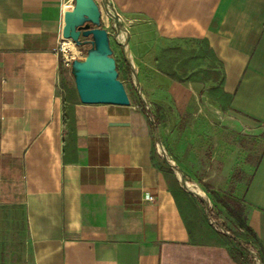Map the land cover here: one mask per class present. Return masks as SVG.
<instances>
[{
    "label": "crops",
    "instance_id": "obj_1",
    "mask_svg": "<svg viewBox=\"0 0 264 264\" xmlns=\"http://www.w3.org/2000/svg\"><path fill=\"white\" fill-rule=\"evenodd\" d=\"M110 2L142 17L139 38L151 29L144 53L206 39L222 62V114L256 140L244 218L264 246V0ZM74 3L0 0V264H237L219 237L192 229L187 192L170 190L156 161L149 113L79 99L74 137L64 127L57 47Z\"/></svg>",
    "mask_w": 264,
    "mask_h": 264
},
{
    "label": "rangeland",
    "instance_id": "obj_2",
    "mask_svg": "<svg viewBox=\"0 0 264 264\" xmlns=\"http://www.w3.org/2000/svg\"><path fill=\"white\" fill-rule=\"evenodd\" d=\"M97 2L102 14L109 16L103 27L120 66V80L132 102L140 108L145 105L151 115L156 161L163 171H172L187 192V200L180 197V202L192 229L200 240L218 239L220 234L210 224V215L234 233L244 220L243 193L259 154H253L256 140L248 134V122L239 124L241 118L234 122L222 114L230 107V97L222 92V62L206 40L199 39H180L159 53H144L145 45L151 48L152 31H148V38L138 37L142 17H123L110 0ZM146 25L152 27L151 21ZM131 43L139 51L138 66L128 49ZM124 55L130 57L129 62ZM158 60L186 82H175L160 73ZM64 71L66 86L76 89L71 71ZM187 183L204 191L206 205ZM220 243L235 246L230 238H220Z\"/></svg>",
    "mask_w": 264,
    "mask_h": 264
},
{
    "label": "water",
    "instance_id": "obj_3",
    "mask_svg": "<svg viewBox=\"0 0 264 264\" xmlns=\"http://www.w3.org/2000/svg\"><path fill=\"white\" fill-rule=\"evenodd\" d=\"M64 21L63 38L78 46L90 45L84 58L72 62L71 73L80 101L87 105H131L130 96L119 79L109 33L103 27L102 10L97 0H75L73 9L65 13ZM82 37L91 38L83 42ZM197 197L202 199L199 194Z\"/></svg>",
    "mask_w": 264,
    "mask_h": 264
},
{
    "label": "trees",
    "instance_id": "obj_4",
    "mask_svg": "<svg viewBox=\"0 0 264 264\" xmlns=\"http://www.w3.org/2000/svg\"><path fill=\"white\" fill-rule=\"evenodd\" d=\"M199 40H206V39H199ZM206 42L208 44V48L210 49V51L214 53L213 49L210 47L208 40H206ZM115 59L117 62V70L119 72V79H120V66L117 58ZM124 60L125 62H128L126 55H124ZM158 71L166 75L168 78H170L175 82L178 83L186 82L185 79H179L171 69L163 67L159 62V60H158ZM64 72L65 71H64L63 63L62 61H60V89H61V95L63 97V124L64 127L67 129L68 133L74 137V132H75L74 105H75V101L79 100V97L76 89L68 88L66 86L64 79ZM141 108L144 112L149 113L145 105L142 104ZM161 171L164 173L165 176H168V178L166 177V179L168 181L170 190L174 192L179 190L185 193L182 190L179 181L176 179L172 171H166V170L163 171L162 169ZM200 201L202 205H206L203 199H200ZM221 228L224 229L226 232H229V234L227 233L225 234L217 231L220 234L219 238H230L231 241H233L235 244L233 248L229 249L230 256L232 257L234 262H236L237 264H255L250 253L248 252V249L252 248L258 253V256L261 260V264H264V246L261 243V241L258 239L256 234L254 233V231L246 224L245 218L244 220L240 221V225L234 233L231 230L225 228L223 224Z\"/></svg>",
    "mask_w": 264,
    "mask_h": 264
},
{
    "label": "built area",
    "instance_id": "obj_5",
    "mask_svg": "<svg viewBox=\"0 0 264 264\" xmlns=\"http://www.w3.org/2000/svg\"><path fill=\"white\" fill-rule=\"evenodd\" d=\"M67 41L72 42L76 46V48H77V52L76 53H69V54H66L65 53L63 47H64V44ZM88 47H90L89 44L82 45V46H78L72 40L65 39L62 36L61 39L59 40V43H58L57 54H58V56H60V61H62L64 69L66 71L69 70V72H70L71 71V68H72V62H73V60L74 59H77V58L78 59H81L82 56L85 55V52L88 51ZM153 199H154V197L151 196L150 197V200H153ZM208 219L210 220V224L213 225L215 227V229H217L219 232L229 234V232H226L224 229L221 228V225L219 226V221L218 220H215L214 217L208 215ZM248 252L250 253L252 259L255 262V264H261V260H260V258L258 256V253L254 249L250 248V249H248Z\"/></svg>",
    "mask_w": 264,
    "mask_h": 264
},
{
    "label": "bare ground",
    "instance_id": "obj_6",
    "mask_svg": "<svg viewBox=\"0 0 264 264\" xmlns=\"http://www.w3.org/2000/svg\"><path fill=\"white\" fill-rule=\"evenodd\" d=\"M103 20L105 21L106 24H108L109 22V16H108V13H103ZM64 51L66 54H69V53H76L77 52V48L76 46L70 42V41H67L65 44H64ZM187 188L201 196H205V193L202 189L198 188L197 186L193 185V184H190V183H187L186 184Z\"/></svg>",
    "mask_w": 264,
    "mask_h": 264
},
{
    "label": "flooded vegetation",
    "instance_id": "obj_7",
    "mask_svg": "<svg viewBox=\"0 0 264 264\" xmlns=\"http://www.w3.org/2000/svg\"><path fill=\"white\" fill-rule=\"evenodd\" d=\"M90 38H91V37H89V38H84V37H82V41H83V42H85V41L88 42V41H90Z\"/></svg>",
    "mask_w": 264,
    "mask_h": 264
}]
</instances>
